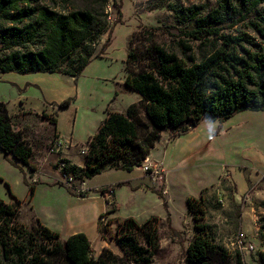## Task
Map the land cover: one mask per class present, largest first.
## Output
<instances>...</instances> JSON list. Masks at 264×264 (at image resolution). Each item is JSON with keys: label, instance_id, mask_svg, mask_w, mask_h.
<instances>
[{"label": "rangeland", "instance_id": "rangeland-1", "mask_svg": "<svg viewBox=\"0 0 264 264\" xmlns=\"http://www.w3.org/2000/svg\"><path fill=\"white\" fill-rule=\"evenodd\" d=\"M55 1L58 10H63L64 0ZM227 1L237 10L240 9L236 0ZM39 2L49 4L51 0ZM222 3L223 0H109L107 12L113 27L111 44L101 57H96L108 33L100 36L93 60L77 79L57 72H7V75L30 77L23 80H11L10 77L0 79V101L8 104L9 112L18 111L20 101L25 109L18 115L13 114L15 126H28L32 133L30 140L35 138V143L42 141L45 144L36 146V156L39 159L47 157L43 166L48 172H37L40 181L31 199L29 185L32 179L28 166L16 162L17 165H14L11 160L15 166V171H12L0 162V173L9 179L3 180L6 181L4 183L0 177V198L11 202V195H14L23 201L19 216L10 226H16L21 232V236H14L13 240L27 245V252L33 248L47 249L51 246L46 240L37 241L35 236L40 223L30 221L32 215L59 232L62 239H66V217L80 210L86 215L87 222L91 223L96 216L95 211L99 209V215L103 213L101 235L114 253L122 255L114 239L120 230L119 222L133 217L142 223L149 217L157 216L161 219V248L153 257V264H185L186 249L196 232L186 200L190 196H203L207 208L204 218L215 226L216 241L231 252L240 251L236 238L240 232L245 231L254 246L250 252L240 251L246 264H262L264 111L244 110L224 121L204 116L195 126L183 125L178 129H167L151 153L152 161H163H158L162 163L160 173L155 175L152 171L142 169L149 161H144L132 171L106 167L100 174L86 180L84 188L88 193L83 200L76 198L79 194L70 193L68 186L57 183L64 180L60 163L66 157L62 151L54 148L57 139H48L49 136L51 139L54 137L53 126L48 118L55 116L56 111L60 140L72 145L65 154H68L72 162L84 165L85 155L81 149L86 147L90 136L97 132L107 112L125 113L128 105L141 99L137 92L124 86L126 59L133 46L131 41L141 48L149 45L139 39L140 35L146 38L148 33L154 32L155 42L168 47L182 38L198 53L212 45H220L222 35L247 33L257 37L251 24L256 21L257 11H230L224 21L214 25L219 30L218 36L181 37L174 28L170 33L163 30L170 25L190 30L195 28L193 22L180 25L171 5L197 6L201 11L200 16L204 17L215 10H222ZM73 4L82 7L83 2L75 0ZM263 10L264 6L258 11ZM154 27H161L162 30H153ZM2 51L0 44V53ZM33 76H44V79L37 81ZM18 97L21 98L15 106ZM67 99L70 100L69 106L60 107V103ZM50 103L54 104V111H48L51 109ZM45 128L51 129V134L44 131ZM164 142H167L166 145H163ZM70 175V188L81 186L83 178L80 173ZM103 188L107 189L105 195L97 191ZM152 188L163 189V195ZM233 202L239 207H235ZM114 208L116 211L112 210ZM85 222H79L78 226L84 228L82 224ZM99 242H93L95 250L100 246Z\"/></svg>", "mask_w": 264, "mask_h": 264}, {"label": "trees", "instance_id": "trees-1", "mask_svg": "<svg viewBox=\"0 0 264 264\" xmlns=\"http://www.w3.org/2000/svg\"><path fill=\"white\" fill-rule=\"evenodd\" d=\"M74 1L64 0L63 10H58L55 0L49 4L39 0H0L3 49L0 73L57 72L77 79L93 60L97 40L108 33L95 54L101 57L111 44L113 31L107 12L109 0H81L82 7H75ZM236 1L239 10L223 0L222 10L204 17L197 6L171 5L180 25L193 22L195 28L170 25L163 30L170 33L174 28L181 37L218 36L219 30L214 25L224 21L230 11H257L256 21L251 23L257 37L247 33L222 35L220 45L199 53L182 38L169 47L159 44L154 32L146 38L140 35V40L149 43L144 48L131 41L124 86L137 92L141 99L128 105L125 113L108 111L97 132L86 142L84 165L65 158L62 173H80L84 180L100 174L106 167L132 171L147 159L167 129L195 126L204 116L224 121L244 110L264 111V10L258 11L264 0ZM69 104L67 99L60 107ZM48 121L54 129V141L58 139L57 113ZM0 149L7 158L11 154L30 170L37 169L31 162L33 148L23 133L14 129L13 117L3 101H0ZM116 164L120 166L114 167ZM57 183L65 185L62 181ZM35 187L36 183L29 185L30 199ZM67 188L77 194L76 189ZM152 189L163 195V189ZM97 191L105 195L107 189ZM87 193L78 194L87 196ZM12 197V203L0 198V264H153V257L161 248V219L152 216L142 223L133 217L119 222L120 230L114 239L122 255L104 247L97 256L84 232L62 239L58 232L40 222L35 237L51 246L27 252V245L13 240L14 236H21L17 227L10 225L19 216L23 201ZM186 205L196 232L186 249L185 264H246L240 251L231 252L216 241L215 226L204 218L207 208L203 196L188 197ZM233 205L239 207L236 202ZM261 261L264 264V252Z\"/></svg>", "mask_w": 264, "mask_h": 264}, {"label": "crops", "instance_id": "crops-1", "mask_svg": "<svg viewBox=\"0 0 264 264\" xmlns=\"http://www.w3.org/2000/svg\"><path fill=\"white\" fill-rule=\"evenodd\" d=\"M39 73H43V72H39ZM3 74V75H2ZM10 75V76H9ZM7 77H10V79L11 80H14V79H17V80H19V79H27V77H30V76H26V77H24V76H15L14 74H5V73H0V79H6ZM34 78H35V80H37V81H40V80H42V79H44V76H33ZM20 98L21 97H18L17 98V100H16V102H14V105L16 106L17 105V101L18 100H20ZM4 102V101H3ZM44 105H48L47 103H43ZM6 105H7V107H8V104L6 103ZM51 107V109H49L48 111H50V110H53L54 111V107H53V105L54 104H52V103H50L49 104ZM20 106L21 107H19V109H18V111H16V112H14V113H11V112H9L10 113V115L13 117V114L15 115H18L19 114V112L20 111H25V109H24V107H23V103L20 101ZM127 109V108H126ZM9 110V109H8ZM46 110V109H45ZM112 112H115V111H112ZM54 113L56 114V111H54ZM107 115V114H106ZM14 118V117H13ZM13 127H14V129L16 130V131H21L22 133H23V135L25 136V138H26V140L30 143V145L32 146V148H33V157L31 158V162L37 167V169L35 170V171H32V170H30V168H29V166H28V168H29V173H30V178L32 179V183H36V185H37V183L40 181V177L37 175V172H46L47 171V169L46 168H44V166H43V162L44 161H46L47 160V157L46 156H43L41 159H39V158H37V156H36V150H37V147H39V146H41V145H45L44 144V142H39V143H35L36 142V140H35V138H34V140H30V135L32 134L31 132H29V128H28V126H22V127H19L18 125L17 126H15V123L13 122ZM44 131H47V133H50L51 134V132H49V131H51V129H49V130H46V128L44 129ZM52 132H54V129L52 128ZM164 132V131H163ZM57 134H58V139H60V137H61V134H60V132H59V130H58V128H57ZM48 139H49V141H51L52 139H51V136H49L48 137ZM161 141V139L156 143V145H155V147L152 149V150H154L156 147H157V145L159 144V142ZM166 143L167 142H164V144L163 145H166ZM39 144V145H38ZM37 146V147H36ZM87 147V146H86ZM152 150H151V152H150V154H149V156L147 157V159L145 160V161H149V162H158V161H162V160H158V161H152L151 160V153H152ZM63 153H64V155H65V157L68 159V160H70V158H69V156H68V154H65V153H67V150H64L63 151ZM14 161V162H16V163H22V162H19V161H17L11 154H9L8 155V158L5 156V154H4V152L0 149V162L3 164V166L6 168V169H9V170H12V171H15V166L10 162V161ZM71 161V160H70ZM72 162V161H71ZM72 163H74V164H77V165H79V163H77V162H72ZM162 163H163V161H162ZM24 164V163H23ZM24 165H26V164H24ZM137 167H140V166H137ZM136 168V167H135ZM134 168V169H135ZM133 169V170H134ZM142 169H143V167H142ZM48 172V171H47ZM5 175L3 174V173H0V177L2 178V180H1V182H6V181H3V180H9L6 176L4 177ZM87 179H90V178H85L84 180H82V183H81V186H78L77 188H79V189H81L82 190V192L83 193H87V190H86V188H84V185L86 184V180ZM63 182V181H62ZM31 183V184H32ZM61 185V184H60ZM35 189H36V187H35ZM68 189V188H67ZM69 191V190H68ZM75 192H76V190H74ZM78 194V193H77ZM12 196V195H11ZM83 197H86V196H78V195H76V198L77 199H79V200H83V199H85V198H83ZM237 197H238V195H237ZM81 198V199H80ZM86 199H88V198H86ZM14 201V198L12 197V201L11 202H9V203H12ZM31 210H32V208H31ZM108 211H110V210H108ZM107 211V212H108ZM107 212H104V213H107ZM103 213H101L100 215H99V209H97L96 211H95V218H94V221L93 222H91V223H88L87 222V219H86V215L84 214V212L83 211H80V210H77V211H75L73 214H70L68 217H66V221H67V231H66V234L68 235V237L69 236H71V235H73V234H76V233H79V232H85V234L88 236V238L90 239V241L92 242V244H93V242H95V243H97L98 241H101V242H99V244H100V246L98 247V249H96V255L98 256L99 254H100V252L102 251V249L104 248V247H108L109 246V244H108V242L103 238V236L101 235V232H100V224H101V215H102ZM243 214V213H242ZM86 219V220H85ZM32 220H35V221H37V222H40L41 224H43L41 221H40V219L38 218V217H36L35 215H32V218H31V220L30 221H32ZM84 221H86L85 222V224H82V226L84 227V228H82V227H80V226H78V223L79 222H84ZM44 225V224H43ZM44 226H46V225H44ZM48 227V226H47ZM49 228V227H48ZM51 229V228H50ZM52 230V229H51ZM54 231V230H53ZM55 232H57V231H55ZM59 233V232H58ZM60 234V233H59ZM244 234L246 235V237H247V239L249 240L250 239V236L244 231ZM61 235V234H60Z\"/></svg>", "mask_w": 264, "mask_h": 264}, {"label": "built area", "instance_id": "built-area-1", "mask_svg": "<svg viewBox=\"0 0 264 264\" xmlns=\"http://www.w3.org/2000/svg\"><path fill=\"white\" fill-rule=\"evenodd\" d=\"M72 145L68 142H61L60 139H57L55 142H54V148L57 150V151H64V150H68ZM88 152V148L87 147H84L81 149V153L82 154H86ZM65 165L66 163L64 161H61L60 163V166H61V169L63 171V169L65 168ZM161 165L162 163L160 162H148L146 163L144 166H143V169L146 171V172H149V171H152L154 172L155 175H157L158 173H160L161 171ZM62 176H63V183L69 187L72 186V177L70 174H65V173H62ZM76 192L77 193H81L82 190L79 189V188H76ZM236 245L238 247V249L240 251H248L250 252L251 250L254 249V246L253 244L247 239L246 235L243 233V232H240L236 238Z\"/></svg>", "mask_w": 264, "mask_h": 264}]
</instances>
